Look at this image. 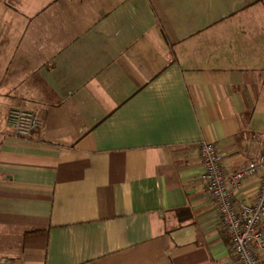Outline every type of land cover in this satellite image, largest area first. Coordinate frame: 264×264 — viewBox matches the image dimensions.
Segmentation results:
<instances>
[{"label": "crops", "instance_id": "1", "mask_svg": "<svg viewBox=\"0 0 264 264\" xmlns=\"http://www.w3.org/2000/svg\"><path fill=\"white\" fill-rule=\"evenodd\" d=\"M201 141L264 152V0H0V264H232Z\"/></svg>", "mask_w": 264, "mask_h": 264}, {"label": "built area", "instance_id": "2", "mask_svg": "<svg viewBox=\"0 0 264 264\" xmlns=\"http://www.w3.org/2000/svg\"><path fill=\"white\" fill-rule=\"evenodd\" d=\"M6 123L17 136H29L41 126L37 114L30 110L11 108ZM202 164L200 178L214 201L221 226L227 233L234 255L232 264H264V232L259 224L264 215V152L254 151L251 158L225 172L222 157L209 141L198 145ZM260 174L257 193L250 203L233 200L245 180Z\"/></svg>", "mask_w": 264, "mask_h": 264}]
</instances>
